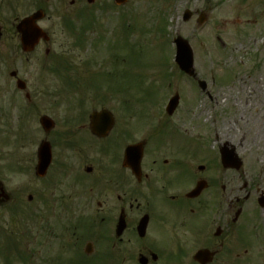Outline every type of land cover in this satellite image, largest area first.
I'll return each mask as SVG.
<instances>
[{
    "label": "rangeland",
    "instance_id": "1",
    "mask_svg": "<svg viewBox=\"0 0 264 264\" xmlns=\"http://www.w3.org/2000/svg\"><path fill=\"white\" fill-rule=\"evenodd\" d=\"M260 1L128 0L118 7L113 0H95L93 4L66 0L60 6L65 12H60L59 36L54 43L59 72H39L37 62L29 63L31 87L37 94L38 89L56 91L60 110L106 107L136 111L140 130L151 124L147 113L154 111V116L156 111L158 115L167 97L179 93L173 124L161 128L155 118L150 125L155 143L169 148L184 163L206 160L213 166L218 160L220 163L221 147L234 148L242 166L225 174L234 180L236 199L243 201L251 189L250 200L257 199L264 196V23H250L248 19L254 18L251 15H256ZM186 8L199 10L189 23L183 21ZM201 10L209 20L199 28L196 20ZM63 14L72 17L73 23L79 14L84 15V20L92 18L93 25L85 33L75 24L67 28ZM168 31L171 36L181 34L192 44L195 70L198 79L207 82L206 91L198 90L183 73L171 72L175 52ZM80 38V45H75ZM120 71L130 80L124 82L127 86H122L123 91L113 87L116 81L111 82L112 87L100 83L104 73L109 81L110 73ZM123 101L127 102L125 109ZM8 107L4 103L0 115V181L13 198L0 205V244L5 243L4 250L0 249V264H5L6 255L14 259L13 264H54L51 229L56 225L60 235L64 225L73 223L74 216L48 211L52 199L47 194L39 196L43 184L33 176L31 158L26 164L28 175L20 173L17 154L19 136L26 130L25 117L20 114L23 130L14 122L19 116L16 109L12 108L11 118L6 115ZM37 112L36 107L26 117L29 155L34 150ZM214 129L225 132L226 138L216 140ZM77 164L82 165L78 156ZM29 194L34 195V201H28ZM249 203L244 204V211L253 219L250 228L262 239L264 209L253 210ZM44 251L46 258L42 256Z\"/></svg>",
    "mask_w": 264,
    "mask_h": 264
},
{
    "label": "flooded vegetation",
    "instance_id": "2",
    "mask_svg": "<svg viewBox=\"0 0 264 264\" xmlns=\"http://www.w3.org/2000/svg\"><path fill=\"white\" fill-rule=\"evenodd\" d=\"M65 1L0 0V115L7 102L6 115L11 118L16 109L14 122L20 129V114L25 117L26 130L16 153L20 173L28 175L31 158L33 176L43 184L39 196L52 199L48 211L74 216L73 223L61 229L63 238L56 225L53 229L54 264H264V237L257 238L251 230L253 219L244 204L250 201L253 210L264 208L258 198L250 200L253 189L243 201L236 199L234 180L225 174L233 167L219 160L214 166L206 160L180 161L169 148L155 143L154 128L141 133L133 110L102 112L100 124L107 133L98 135L92 129L93 114L106 107L60 110L56 91L38 89L37 94L31 87L29 63L37 62L39 72L58 71L54 43ZM251 16L250 23H264V0ZM35 28L46 36L28 51L22 37L25 33L34 38ZM121 104L127 107V102ZM36 107L37 132L29 155L26 117ZM166 120L159 123L161 128L171 122ZM141 143L144 157L137 168L125 155L129 146ZM47 158L49 165L42 172L39 162ZM3 187L0 182V194ZM7 194L0 195V204L12 200Z\"/></svg>",
    "mask_w": 264,
    "mask_h": 264
},
{
    "label": "water",
    "instance_id": "3",
    "mask_svg": "<svg viewBox=\"0 0 264 264\" xmlns=\"http://www.w3.org/2000/svg\"><path fill=\"white\" fill-rule=\"evenodd\" d=\"M200 21H203V17L200 18ZM179 41V52H178V60L179 63L181 65V67L187 71L190 74L194 73V69H193V54H192V50L189 46V44L187 43V41H185L182 38L178 39ZM178 102V98L176 97L174 102H173V106H172V110L175 108V106L177 105ZM103 127H99L98 131H102ZM132 157V156H130ZM223 157L225 160V164L227 166L233 164L235 167L239 168L240 166V160L239 158L235 155L234 151H228V150H223ZM139 159H141V154L139 156ZM234 161V162H233Z\"/></svg>",
    "mask_w": 264,
    "mask_h": 264
},
{
    "label": "bare ground",
    "instance_id": "4",
    "mask_svg": "<svg viewBox=\"0 0 264 264\" xmlns=\"http://www.w3.org/2000/svg\"><path fill=\"white\" fill-rule=\"evenodd\" d=\"M213 132H214V137L216 140H220L221 138L225 139L227 136V134L225 132H223V131L220 132L218 129H216V130L214 129ZM261 136H262V138H264V133L261 134Z\"/></svg>",
    "mask_w": 264,
    "mask_h": 264
}]
</instances>
